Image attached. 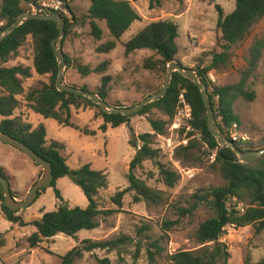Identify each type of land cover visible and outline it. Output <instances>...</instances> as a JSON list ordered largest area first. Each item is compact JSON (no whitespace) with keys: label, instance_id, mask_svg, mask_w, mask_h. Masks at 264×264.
<instances>
[{"label":"rangeland","instance_id":"obj_1","mask_svg":"<svg viewBox=\"0 0 264 264\" xmlns=\"http://www.w3.org/2000/svg\"><path fill=\"white\" fill-rule=\"evenodd\" d=\"M31 0H22L25 11L35 12ZM40 6L51 0H36ZM142 16V20L133 23L131 28L118 41L114 50L100 53L97 48L112 40L105 21H97L103 30L102 39H96L91 33L87 18L91 6L90 0H62L58 10L62 16L68 17L71 26L68 34L61 41V48L66 59L65 83L79 88H87L96 92L100 89L104 76H110L108 85V102L114 106H134L149 95L159 91L165 83L166 74L158 69H147L145 60L152 57L160 58L155 51L149 49L137 50L129 55L125 52V43L151 22L173 20L179 25L180 47L177 59L187 68L198 71L210 65L212 54L222 51V33L218 27L220 6L224 14H230L236 7V0H128ZM71 6L73 15L68 11L66 3ZM2 0H0V5ZM48 13V10H44ZM64 14V15H63ZM0 20V28L4 25ZM264 38V17L255 24L251 32L231 50L229 64L208 72L211 82L209 89L214 86H224L238 83L247 76L249 90L256 92V98L249 101L239 98L234 104L235 112L240 116V127L249 135V140L241 145L251 150L264 148V49L258 62L257 69L247 72L250 51L257 39ZM34 41L28 36L18 53L11 55L7 61L0 59L1 67L22 65L31 68V77L20 76L24 87L23 94L17 96L19 106L12 117L18 118L24 124L34 127L44 125L47 131V141L60 142L64 147L61 153L66 157L71 169H77L84 164H90L94 169L104 171L108 176L109 187L101 190L98 198L101 208L114 210L110 215L99 218L100 225L96 229L81 230L77 236L60 233L53 238L44 239L37 247L31 248L27 237L36 231L34 221L44 213L57 210L62 204L72 207L86 208L89 200L69 176L61 177L56 187L63 195V201L56 197L55 188L48 187L38 199L28 208L17 214L22 216L21 222L7 220L1 211L0 200V264H61L62 257L84 239L110 240L126 235L131 241L118 249H96L85 252L75 264H100L99 259L108 258L111 264H173L170 255L178 250H194L200 247L195 232L201 222L215 215L206 204L193 208L194 194L202 189L216 187L225 183L220 173L213 166L215 151L210 153L202 140L200 132L188 131L185 128L170 129L165 135H157L155 148L160 149L156 160H146L137 170V175L151 187L163 190L165 200L160 205L148 204L145 201L135 202L134 192L124 196L123 206L118 207L111 197L129 186L128 173L130 162L138 148L131 145L130 139H138L140 134L153 132L149 118H167L162 112L153 109L148 114H135L128 124L113 128L107 125V131L101 128L104 119L97 106L80 101L71 106V121L79 129L64 126L51 118H44L36 113L27 100V95L34 89L50 83V75H40L34 69ZM68 60V62H67ZM107 62L105 70L94 72L88 76L82 75L78 66L96 68ZM246 73V74H245ZM7 92L0 86V95ZM4 117L0 116V122ZM221 118L217 120L219 123ZM95 131L96 135H92ZM184 131V132H183ZM189 132H194L188 137ZM196 139L197 147L194 156L188 160L176 158V150L186 145L190 139ZM139 147L142 145L138 141ZM161 162L181 174L180 180L174 187H168L162 180ZM0 168H4L11 177L13 191L26 198L43 167L36 164L27 154L15 147L0 141ZM40 175V176H41ZM33 183V184H32ZM237 199L234 198V202ZM233 201L228 202L231 206ZM244 208L245 203H239ZM166 221L176 222L170 229L165 230ZM148 225L151 229L141 234L138 230ZM163 234L167 236L163 237ZM155 240L160 241L161 253L151 263L149 249ZM221 240L226 242L231 252L230 264H244L248 254L254 262L264 259V231L256 233L252 225L245 227L227 226Z\"/></svg>","mask_w":264,"mask_h":264},{"label":"trees","instance_id":"obj_2","mask_svg":"<svg viewBox=\"0 0 264 264\" xmlns=\"http://www.w3.org/2000/svg\"><path fill=\"white\" fill-rule=\"evenodd\" d=\"M90 1L91 6L88 10L87 18L89 19L92 35L98 40L102 39L103 30L97 21H105L113 38L97 48L100 53H108L114 50L118 41L131 28L133 23L142 20V16L128 0ZM30 2L35 6H40L36 0H31ZM66 7L73 15V10L68 2ZM217 7L219 11L218 27L222 33L223 40L222 51L212 54L210 65L204 68L198 67L201 80L207 84L208 89L211 84L208 72L223 65L227 66L232 57L231 50L233 46L242 42L255 24L264 17V0H236L234 11L226 15L220 6ZM24 11L22 0H2L0 20L5 23L0 30L13 24ZM65 19L67 22L65 32L68 34L71 23L68 17L65 16ZM58 35L59 30L54 21L29 20L4 40L0 50V59L7 61L11 55L17 54L28 36H32L35 51L34 69L40 75L49 74L51 81L48 84H44L41 88L34 89L28 93L27 100L33 102L30 107L44 118H51L64 126L80 130L71 121V106L78 105L80 101H85L92 106H99L84 96L61 92L57 89L58 61L53 51L52 41ZM179 35V25L171 19L151 22L125 43V52L129 55L141 49L155 51L160 58L156 60L152 57L147 58L144 63L145 68L158 69L167 73L168 65L171 62H179L177 59L180 50L177 42ZM263 49L264 38L257 39L251 48L250 57L247 60L248 73L257 69ZM106 67L107 62H103L96 68L79 65L78 70L82 75L88 76L91 73L105 70ZM31 75V68L22 65L0 68V86L7 92L6 95H0V116L4 117L0 122V131L20 139L46 160L52 162L55 175L52 187L55 188L58 199L63 201V195L56 187V182L61 177L69 176L82 189L89 200L86 208L72 207L68 203H64L57 210L46 212L40 219L35 220L33 224L36 227V231L27 237V242L31 248H37L44 239L53 238L60 233L75 237L81 230L96 229L100 225L99 218L104 214L110 215L114 210H104L99 202L98 195L100 191L109 187L108 176L104 171L96 170L90 164L71 169L66 157L61 153L64 146L57 141L50 143L47 141V131L44 125L34 127L31 124L22 123L16 117H12L19 106L17 96L24 92L20 76L29 78ZM110 80V76H104L100 89L96 91L106 101H108L109 96L108 85ZM83 89L88 90L87 88ZM183 92L186 100L192 106L193 131L200 132L202 140L207 145L210 153L215 151L213 166L220 173L225 183L216 187L202 189L201 192L194 194L195 203L192 207L196 208L200 204H206L215 212V215L201 222L195 232V237L200 247L194 250H178L169 256L170 261L173 264H230L231 252L229 246L221 240L226 233L227 226L245 227L252 225L256 233L264 231V154L252 163H243L232 148L220 146L208 128L207 110L199 88L178 71L173 74L167 95L159 101L146 105L138 113L140 115L148 114L153 109H157L167 118L150 117L148 121L153 132L140 134L138 139H130L131 145L138 148V150L130 162L129 186L124 190L117 191L111 197V201L118 207H122L124 196L133 191L135 202L145 201L153 205H160L164 202L165 192L148 185L146 181L138 177L137 170L142 167L146 160L159 158L160 149L154 147L155 138L157 135H165L167 133L171 120L175 116L179 97ZM209 93L215 108L216 119L221 118V122L219 121L218 124L225 136L228 137L227 128L235 122H241L240 116L234 110L235 102L239 98L253 101L256 98V92L248 89L247 76H245L238 83L214 86L213 90L209 89ZM216 96L219 97L218 102L215 100ZM100 115L104 119V124L101 128L104 132L107 131L108 124L116 128L128 124L131 118V116L122 114H106L102 111ZM194 132H189L188 137H192ZM92 135H96V132L93 131ZM138 141L142 143L140 147ZM234 144L244 151L251 150L239 143ZM196 147V139L192 138L186 145H181L177 148L175 156L179 160H188L194 156ZM157 163L160 167L162 180L168 187H174L180 180L181 174L161 162ZM0 173L7 179H11L4 168H0ZM45 191L46 188L42 189L37 199ZM12 195L15 198L22 196L19 192L13 190ZM234 198L237 199L235 202ZM0 200L2 201L1 211L3 216L9 221L14 223L21 222L22 225H25L22 216L17 214L19 211H13L3 204L4 192L1 184ZM230 200L233 201L231 206L228 204ZM241 202L245 203L244 208L238 207ZM175 223L166 221L164 223L165 230L170 229ZM150 229L148 225H144L138 232L143 234ZM164 236H167V234H163ZM131 240L132 238L126 235L110 240L84 239L62 257L61 264H75V261L82 258L85 252H92L96 249H118ZM160 250V241H153L151 249L148 250L151 263L161 253ZM99 263L111 264V261L105 258L99 259ZM244 264H264V259L254 262L251 255L248 254Z\"/></svg>","mask_w":264,"mask_h":264},{"label":"water","instance_id":"obj_3","mask_svg":"<svg viewBox=\"0 0 264 264\" xmlns=\"http://www.w3.org/2000/svg\"><path fill=\"white\" fill-rule=\"evenodd\" d=\"M35 12L24 11L20 14L17 20L0 30V50L4 40L9 37L15 30H17L21 25L25 24L29 20L40 19V20H52L56 23L59 35L52 41V47L54 54L58 61V75L56 80V87L61 92L75 93L80 96H84L92 101L94 104L98 105L102 112L106 114H122L125 116H132L138 114L146 105L159 101L161 98L165 97L169 91V87L173 78L174 72L178 71L183 77L194 82V84L199 88L202 96V100L207 110V125L211 134L217 139V142L223 148L230 147L239 156V159L243 163H252L257 160L261 155L264 154V148L261 150H249L244 151L240 149L236 144L231 142L224 134L220 128L215 114V108L210 97L208 86L205 82L201 80L198 71L184 67L179 62H171L168 65V72L166 74L165 83L162 88L155 94L149 95L144 98L141 102L134 106H114L106 101L99 93L86 90L83 88L76 87L74 85H68L65 83V69H66V59L64 52L61 48V41L65 36L66 19L57 10H48V13H44V9L41 6H35ZM0 141L9 144L16 149L22 151L31 157L34 162L43 167V172L40 178L33 184L29 190L27 196L23 200H19L12 195V188L9 179L0 173V184L2 185L4 192L3 204L13 211H20L25 208L30 207L37 199L39 192L44 189L51 187L55 179L54 168L51 161L46 160L43 156L38 154L29 145L20 139L0 131Z\"/></svg>","mask_w":264,"mask_h":264},{"label":"built area","instance_id":"obj_4","mask_svg":"<svg viewBox=\"0 0 264 264\" xmlns=\"http://www.w3.org/2000/svg\"><path fill=\"white\" fill-rule=\"evenodd\" d=\"M62 5V0H51L44 2L42 8L45 10H59ZM59 12V11H58ZM215 100L218 102L219 97L216 96ZM193 110L191 104L186 100L184 92L180 95L175 116L169 125L170 129L185 128L188 131L194 130L192 126ZM228 139L233 143H245L250 138L247 132L243 131L240 124L235 122L227 128Z\"/></svg>","mask_w":264,"mask_h":264},{"label":"crops","instance_id":"obj_5","mask_svg":"<svg viewBox=\"0 0 264 264\" xmlns=\"http://www.w3.org/2000/svg\"><path fill=\"white\" fill-rule=\"evenodd\" d=\"M5 171H6V170H5ZM6 172H7V171H6ZM40 175H41V172H40L38 178H37L35 181H33V183L36 182V181L40 178ZM33 183H32V184H33ZM21 195H22V194H21Z\"/></svg>","mask_w":264,"mask_h":264}]
</instances>
